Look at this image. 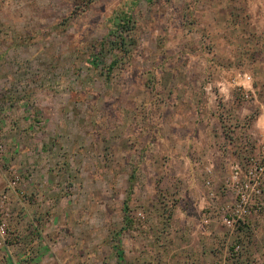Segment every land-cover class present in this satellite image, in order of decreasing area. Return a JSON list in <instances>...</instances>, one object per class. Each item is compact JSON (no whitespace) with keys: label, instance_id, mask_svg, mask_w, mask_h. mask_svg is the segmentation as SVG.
<instances>
[{"label":"rangeland","instance_id":"obj_1","mask_svg":"<svg viewBox=\"0 0 264 264\" xmlns=\"http://www.w3.org/2000/svg\"><path fill=\"white\" fill-rule=\"evenodd\" d=\"M263 148L264 0H0V264H264Z\"/></svg>","mask_w":264,"mask_h":264},{"label":"built area","instance_id":"obj_2","mask_svg":"<svg viewBox=\"0 0 264 264\" xmlns=\"http://www.w3.org/2000/svg\"><path fill=\"white\" fill-rule=\"evenodd\" d=\"M242 177L241 166L237 164L234 168L232 180L239 199L237 211L240 213V217L250 215L253 211L257 212L262 208V198L264 196V154L260 161L255 162L253 166L247 168L244 177ZM252 199H255V201H251ZM6 233V228L0 221L1 239L5 238Z\"/></svg>","mask_w":264,"mask_h":264},{"label":"trees","instance_id":"obj_3","mask_svg":"<svg viewBox=\"0 0 264 264\" xmlns=\"http://www.w3.org/2000/svg\"><path fill=\"white\" fill-rule=\"evenodd\" d=\"M125 17L126 18H124V23L122 25H125L124 29L128 30V25H129V22H130V17L128 15H126ZM118 25H120V24H118Z\"/></svg>","mask_w":264,"mask_h":264}]
</instances>
